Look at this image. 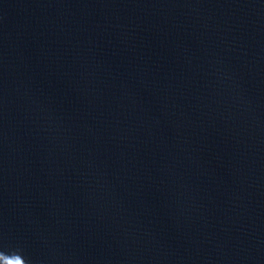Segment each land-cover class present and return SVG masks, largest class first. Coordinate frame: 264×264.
<instances>
[{"label": "water", "instance_id": "1", "mask_svg": "<svg viewBox=\"0 0 264 264\" xmlns=\"http://www.w3.org/2000/svg\"><path fill=\"white\" fill-rule=\"evenodd\" d=\"M0 264H264V0H0Z\"/></svg>", "mask_w": 264, "mask_h": 264}]
</instances>
